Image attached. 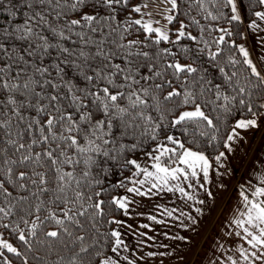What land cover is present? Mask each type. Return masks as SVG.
Instances as JSON below:
<instances>
[{"label": "snow or ice", "instance_id": "snow-or-ice-1", "mask_svg": "<svg viewBox=\"0 0 264 264\" xmlns=\"http://www.w3.org/2000/svg\"><path fill=\"white\" fill-rule=\"evenodd\" d=\"M159 4L166 24L154 26L145 0H0V264H120L119 250H128L121 231L101 228L122 225L106 217L127 216L134 201L112 190L195 200L180 181H208L200 141H216L222 116L236 112L228 151L238 130L258 127L264 10L254 9L264 0ZM259 185L249 181L250 194L241 186L243 210L225 235L242 243L227 264H264V175Z\"/></svg>", "mask_w": 264, "mask_h": 264}, {"label": "crops", "instance_id": "crops-1", "mask_svg": "<svg viewBox=\"0 0 264 264\" xmlns=\"http://www.w3.org/2000/svg\"><path fill=\"white\" fill-rule=\"evenodd\" d=\"M258 10L264 9L259 8ZM246 46L249 47L250 51L252 50L253 46L251 43ZM252 58L255 62V52L252 53ZM238 131L240 134L239 138L230 142L232 150L228 151L223 147L220 152H224L225 157L219 163L215 159L210 160L212 168L209 170L207 182L203 180V176L200 174L199 183L195 180H189L187 183H191L193 187L188 188L187 183L181 179V186L194 195L195 200H187L178 192L165 191L160 193L163 204L161 220L164 221L161 223L163 230L160 239L164 255L170 254L172 250L176 249L177 255L182 256L180 259L186 257L184 254L190 255L184 264H212L217 257L225 260V264H227L226 256L234 254L235 247L242 243L238 237L225 234L229 231H234L231 220L238 210H243V202L240 195L241 186L243 185L248 190V194H250L252 189L249 187V181L254 185L260 186L259 176L264 175V117L258 122V127ZM150 163L148 164L150 165ZM200 184H204V187H200ZM123 194H128L126 189L118 195ZM175 197L180 219L176 242L173 241L175 233L164 230V227L167 226L164 202L166 199L175 202ZM139 198L141 200L134 207L128 224L126 226L114 224L113 229L121 231V238L127 245V251L123 247L119 250L120 256H139L147 260L152 257L147 254L154 250L156 251L160 243L157 242L156 247L150 246L152 239L149 240L148 237L153 236L149 235V232H151L150 219L144 212L146 197L139 196ZM200 200L204 201V203H197ZM132 205L133 203L131 204V209ZM197 208L200 209L199 213L196 211ZM181 213L185 215H181ZM189 216L192 217L191 220ZM120 218L119 216L117 219ZM120 220L123 221V219ZM123 224H126L125 221H123ZM145 224L148 225L147 228L142 227ZM141 233L144 235H140ZM168 234L170 235L168 236ZM177 237H183V239H177ZM220 244H224L227 251H222L219 248ZM108 254L116 258L115 254L110 253V250ZM120 264H124L121 259ZM217 264H219L218 261Z\"/></svg>", "mask_w": 264, "mask_h": 264}, {"label": "rangeland", "instance_id": "rangeland-1", "mask_svg": "<svg viewBox=\"0 0 264 264\" xmlns=\"http://www.w3.org/2000/svg\"><path fill=\"white\" fill-rule=\"evenodd\" d=\"M140 0H133L132 4H136L139 3ZM145 2H147L149 4V9L152 11V19L155 20H159L160 24H154V26H161V25H165L166 21L164 19H162L161 15L159 14L162 9L164 8V5L159 4V0H157L156 3H153L152 0H145ZM134 18H139L138 14H134ZM144 161V158H142V162ZM150 161H147V163H149ZM123 195H127L130 197V199H132L134 201L133 205H132V209H131V205L129 206V213L127 216H125L123 214V212H121V214L119 215L121 218L123 219V221H125L126 224H122L124 226H126L130 220V217L133 213L134 207L136 206L137 202H140V198L139 196H134L133 194H123ZM145 204L146 206L144 207V212L146 214V216H155L157 220H161V213H162V199H161V194L159 193L156 196H150V197H146L145 198ZM164 209H168L169 211L175 209L176 211L173 212V215L170 217L168 216L166 213V220H167V226L164 227V230L169 231L170 233L174 232L175 236L173 241L176 242V233L178 232V224L180 223V219H179V209H178V204L176 201V197H175V202H171L169 199H166V201L164 202ZM150 230L151 232H149L150 236L152 237V244H150V246L152 247H156L157 246V242L160 243V245L158 246V248L156 249V251L154 250L153 253H156V255L152 256L150 259L144 260L142 258H140L139 256H126L128 257V260H132L134 261V264H184L187 262L188 258L190 255L188 254H184L186 257L184 259H180L182 256L181 255H177V251L176 249L172 250L170 252V254H166V255H160V253H163L162 249H161V239L160 236L162 235V230L163 227L161 225V223H156L153 220H150ZM170 234H168L169 236ZM5 239H7L6 237H4ZM169 239V238H168ZM170 240H172V238H170ZM124 255H129V254H124ZM123 255L120 256V259L124 262V264H128L127 260L122 259Z\"/></svg>", "mask_w": 264, "mask_h": 264}, {"label": "trees", "instance_id": "trees-1", "mask_svg": "<svg viewBox=\"0 0 264 264\" xmlns=\"http://www.w3.org/2000/svg\"><path fill=\"white\" fill-rule=\"evenodd\" d=\"M132 2H133V0H131V3ZM246 2H247V0H246ZM259 8L260 7L257 6L254 10H258ZM192 15L196 16L197 19H200V17L197 16L195 11L192 12ZM251 18H253V17H251ZM181 19H184V17L181 16ZM185 22H187V21H185ZM201 23H205V22L203 20H201ZM169 27H171V26H169ZM189 30L192 31L193 34H196V29L194 27L189 29ZM173 39H174V36H173ZM242 42L243 41H238V43H242ZM183 43L189 44L190 46L195 47V45L192 44V42H190V41H183ZM229 54L230 53H228L226 50L225 53L223 54L224 58L226 59L227 55H229ZM231 54L235 55L237 59H241L238 52H233ZM226 70H228V69H226ZM210 72H211L210 78H212V77L216 78V80L214 82H221V77H220L218 71L214 67H210ZM239 115H240L239 112H236L234 115H231V116H227V115L222 116L221 123L219 125L220 131L218 133H216V135H217L216 141L211 142V144H209L207 142V138H204L200 141L199 150L204 151L205 154L209 156V160H213L214 157L222 150L223 144L225 142V138L227 136V133L229 132V130L231 129V125H233V122L235 121V119L237 117H239ZM116 179H117V177H110V180H116ZM124 190L125 189H115V190H112V194L118 195L121 192H123ZM120 214H121V211L118 210V211L114 212L112 215H109L108 217H106V219H112L113 215L116 218H118ZM113 226H114V224H112V225L104 224V226L101 228V231H109V230L113 229ZM5 237L9 240L10 243H13V246L18 247V250H23L22 248H19V242L17 240L12 239L11 236H8V235H5ZM105 252H107V253L109 252V249L107 247L105 248ZM8 255L11 257V254H8ZM11 258L13 259V264H20V261L18 259H16L15 257H11Z\"/></svg>", "mask_w": 264, "mask_h": 264}]
</instances>
